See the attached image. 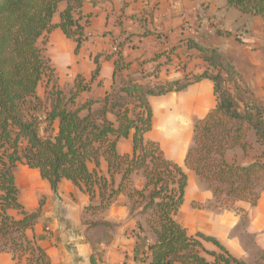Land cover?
Instances as JSON below:
<instances>
[{
	"label": "trees",
	"instance_id": "16d2710c",
	"mask_svg": "<svg viewBox=\"0 0 264 264\" xmlns=\"http://www.w3.org/2000/svg\"><path fill=\"white\" fill-rule=\"evenodd\" d=\"M89 1L96 6L110 0ZM85 2L0 0V252L9 250L16 264H49L45 252L26 235L38 221L40 211L28 213L19 201L14 170L25 164L38 169L55 192L66 179L92 199L98 196L100 204L90 207L94 211L107 210L118 195L126 192L133 211L141 208V215L151 216L149 224L156 242L149 247V264H246L216 239L201 233L188 235L177 220L188 177L180 165L164 157L157 143L145 140L153 127L149 97L182 91L189 83L170 82L150 89L125 82L112 89L98 112L92 111L93 101L82 106L76 102L88 89L83 78L78 77L70 91L60 87L56 69L46 54L48 37L60 28L76 42L77 53L88 40L85 28L90 18L82 23ZM61 3H66V9L55 24L53 17ZM227 3L242 14L264 20V0ZM120 46L116 53L104 56L114 59L116 72L129 68ZM184 46L197 50L206 67L193 80L211 79L218 98L216 109L195 125L194 146L185 165L212 191L214 209L239 211L241 204L255 206L260 198L259 188L264 190V106L249 93L248 98L242 96L244 111H239L241 104L237 105L220 82L224 76L228 82L238 83L240 89L241 78L235 67L216 48L201 46L191 39H186ZM98 59L94 77L99 71ZM42 84L43 99L38 96ZM109 114L114 115V121L108 118ZM251 129L256 133L259 149L245 165L229 162L226 152L235 147L249 157L247 150L252 146L245 135ZM129 137L134 153L121 156L117 143ZM102 161L108 165L107 177L101 172ZM139 173L146 180L143 190L131 187L132 176ZM116 175L122 176L117 188ZM204 243L213 244L216 250L206 249ZM100 262L101 257H90L89 264ZM258 262L264 264V252Z\"/></svg>",
	"mask_w": 264,
	"mask_h": 264
},
{
	"label": "crops",
	"instance_id": "0c3cea01",
	"mask_svg": "<svg viewBox=\"0 0 264 264\" xmlns=\"http://www.w3.org/2000/svg\"><path fill=\"white\" fill-rule=\"evenodd\" d=\"M65 9L66 3H61L53 17L55 24ZM82 16V23L90 18L85 28L88 40L77 53L76 42L60 28L48 37L46 54L56 69L60 87L70 91L78 77L83 78L88 89L76 102L82 106L93 101L92 111L98 112L112 89L125 82L150 89L170 82L189 83L182 91L149 97L153 127L145 140L157 143L164 157L180 165L188 177L177 219L188 235L212 237L234 258L260 264L264 252V190L255 206L241 204L239 211L213 209L208 206L215 202L213 194L197 193L196 175L185 165L194 146L195 125L216 109L218 98L211 79L193 80L206 67L199 52L188 50L184 42L191 39L218 49L235 67L242 87L264 106V20L230 8L227 0H110L96 6L86 0ZM187 25L194 28V35L187 32ZM118 45L129 68L116 72L114 59L104 56L112 54ZM96 57L99 71L94 77ZM108 118L115 120L113 114ZM248 134H254L256 144L255 131L251 129ZM234 149L244 157L241 148ZM117 152L133 155L132 137L121 139ZM101 172L108 176L105 161ZM14 177L25 211H40L38 221L26 235L45 252L49 264H89L94 254L101 257L99 264L151 262L149 247L156 242L149 224L151 216L141 215V208L133 211L126 192L118 195L107 210L94 211L90 207L100 204L99 197L92 199L71 181L62 180L55 192L38 169L25 164L17 166ZM121 181L122 176L116 175L114 186L117 188ZM145 183L142 173L132 176L133 189L143 190ZM197 202L207 206L195 208ZM10 213L19 218L15 211ZM204 247L216 250L211 243H204ZM0 264H16L9 250L0 252Z\"/></svg>",
	"mask_w": 264,
	"mask_h": 264
},
{
	"label": "rangeland",
	"instance_id": "374dc122",
	"mask_svg": "<svg viewBox=\"0 0 264 264\" xmlns=\"http://www.w3.org/2000/svg\"><path fill=\"white\" fill-rule=\"evenodd\" d=\"M220 82L223 85V87L227 88L229 94L236 100L237 105L241 104V106H242V104H243L242 102H244L243 99H242V96L245 95L244 97L248 98L247 94L250 95L249 94L250 90L243 88L241 83L239 85L240 89H238V83L228 82L226 79H224V76L220 77ZM44 91H45L44 90V84H42L39 87V90H38V94L40 95V97L42 99L45 97V94H44L45 92ZM249 98H250V96H249ZM243 111H244V107L241 108V112H243ZM44 128H45V125L42 126V129H44ZM248 133H249V130L247 131V133L245 135V140L248 142V139H249V141L251 142V146H252V149H248L247 150L248 151L247 153H248L249 157H243V155H241L242 154L241 151H236V149H231V150H229V153L226 156L227 160L229 162H236L239 165H245L246 163H249L250 160H251V157L255 155L256 152H254V151H257L259 149V146L255 144V136H254V134H250L249 135ZM195 177H196L195 180H196V191H197V193L201 191L205 195H209L210 196L212 191L208 188V186L204 182H202L200 180V178L197 175ZM259 190L261 192V188H259ZM204 206L206 207L207 204H200L198 202H197L196 205L194 204L195 208H200L201 209ZM208 206L210 208L214 209V206H215L214 200H212V202ZM177 219H178V217H177Z\"/></svg>",
	"mask_w": 264,
	"mask_h": 264
},
{
	"label": "built area",
	"instance_id": "2783aa9c",
	"mask_svg": "<svg viewBox=\"0 0 264 264\" xmlns=\"http://www.w3.org/2000/svg\"><path fill=\"white\" fill-rule=\"evenodd\" d=\"M186 29H187V32L190 33L191 35H194L195 34V30H194V28L192 26L187 25L186 26ZM116 52H117V46L114 47L112 53H116Z\"/></svg>",
	"mask_w": 264,
	"mask_h": 264
}]
</instances>
